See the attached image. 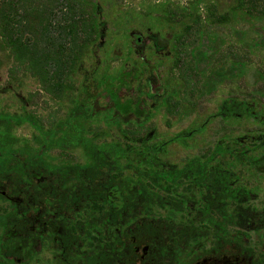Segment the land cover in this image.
I'll use <instances>...</instances> for the list:
<instances>
[{
    "label": "trees",
    "instance_id": "obj_1",
    "mask_svg": "<svg viewBox=\"0 0 264 264\" xmlns=\"http://www.w3.org/2000/svg\"><path fill=\"white\" fill-rule=\"evenodd\" d=\"M202 1L178 10L152 7L145 15L151 17V28L168 22L174 40L184 44L194 25L205 21ZM223 1L208 5L211 23H225L237 12L264 21V0H228L226 7ZM152 9L160 14L154 16ZM99 12L94 0H0V82L4 67L10 80L0 93L16 96L23 77L32 76L66 107L49 124L29 110L25 97L19 109L0 107V264H26L24 259L18 262L22 257L17 246L30 242L36 247L37 235L51 238L64 256L77 247L87 254L83 264H130V235L145 234L152 238L148 258L158 261L181 245L205 248L208 227L221 225L211 216L229 215L230 225L241 226L235 218L242 206L249 208L242 200L251 191L241 183L238 169L264 164L261 99L230 95L195 126L162 139L150 120L161 107L177 112L179 85L152 103L156 95L143 76L149 63L139 55L131 58L134 47L128 45L124 59L142 74L128 109L119 112L125 103L118 93L103 110L81 102L72 79L92 59L102 34ZM115 20L133 22L123 16ZM153 41L151 48L161 46ZM176 65L177 59L170 71ZM94 74L100 94H111L106 85L122 78L103 63ZM243 119L254 126L238 135L231 124ZM216 120L231 126L214 142L207 141L200 154L183 165L164 160L169 144L189 145ZM25 123L33 130L30 137H15L13 130ZM115 193L122 197L121 205Z\"/></svg>",
    "mask_w": 264,
    "mask_h": 264
},
{
    "label": "rangeland",
    "instance_id": "obj_2",
    "mask_svg": "<svg viewBox=\"0 0 264 264\" xmlns=\"http://www.w3.org/2000/svg\"><path fill=\"white\" fill-rule=\"evenodd\" d=\"M94 1L100 6L102 34L94 45L91 61L84 66L81 73L73 75L72 83L79 89L81 102H91L97 110H103L111 102L114 93H118L120 102L125 103L119 112L128 109V100H134L133 90L142 78L141 72L134 63L124 59L128 45H133L131 58L139 55L149 63V70L143 76L151 83L153 95H156V98L153 97L151 100L152 103L158 104L159 101L161 102L162 94L172 92L175 83L179 85L177 97L181 102L177 112L169 113L166 108L161 107L150 120V123L157 127L162 139H168L195 126L197 122H201L215 112L223 99L230 95H237L239 98L257 96L264 106V21L237 12L225 23H211L206 18L208 5L215 4L218 0H204L200 2L199 8L205 21L201 25H194V29L184 39V44H181L179 40H174L168 22L162 21L151 28V17L146 16L145 13L152 7L165 6L168 11L191 7L195 0ZM223 2L226 3L223 7H226L228 0ZM152 12L154 16L160 14L153 9ZM118 16H123L124 20L129 17L133 22L129 25L125 22L118 23L115 20ZM124 36H128L126 40L123 39ZM138 37L140 42L137 41ZM153 40H157V45L161 46L151 48ZM175 59L178 60V65L170 71V65ZM100 63L109 65L110 72H118V76L122 77L106 85L111 91L109 95L106 92L100 94L97 86L94 70ZM18 75L21 76L22 73L19 72ZM9 81L7 68L4 67L0 82L1 92H6L4 87ZM20 85L22 87L15 89L14 97L0 93V107L19 109V100L25 97L29 110L40 116L46 124L57 120L64 113L66 107L63 102L42 90L38 81L32 76H24ZM231 125H234L236 134L241 135L252 129L254 123L243 119L242 123L236 122ZM231 125L230 123L225 125L217 120L209 122L203 134L199 135L197 140L192 139L189 145L179 141L169 144V150L163 156L164 160L183 165L187 158L200 154L206 147L207 141L214 142ZM32 131L31 126L25 123L15 128L13 133L17 138H29ZM76 153L80 156L82 150L77 149ZM238 170L241 173V183L252 193L250 200L252 205L259 207L264 200V164L259 168L243 166ZM115 198L119 205L123 203L119 193H115ZM245 209H241L240 212L253 214L252 209ZM141 219L139 218L132 225L134 229L140 226ZM220 222L222 223L223 220ZM224 224L227 223L223 222ZM242 226V230H246L247 225L244 222ZM245 233L250 237V244L260 238L258 232L247 230ZM37 236L36 247L33 248L30 242H23L17 246L22 257L20 259L22 261L24 259L26 264H83L85 261L87 254L77 247L64 256L54 248L51 238L47 237V240H43L39 235ZM130 240L132 241L130 264H190L199 257L190 253L191 247L181 245L172 255L160 258L158 261L151 260L148 257L143 258V249L146 247L149 249L152 238L145 234L130 235ZM193 246L197 248L196 245Z\"/></svg>",
    "mask_w": 264,
    "mask_h": 264
},
{
    "label": "flooded vegetation",
    "instance_id": "obj_3",
    "mask_svg": "<svg viewBox=\"0 0 264 264\" xmlns=\"http://www.w3.org/2000/svg\"><path fill=\"white\" fill-rule=\"evenodd\" d=\"M251 196L252 193L242 200V204L249 208L245 209L242 206L241 209H252L253 214L239 212V215L235 218L239 221V224L244 222L247 225L246 230H242V225H230L231 217L229 215L211 217L212 221L223 220L229 227H227V224L223 225V222L221 225L213 222L214 224L210 225L205 233L207 235L206 247L200 248L198 243H194L193 245H196L197 248L192 245L193 247L189 250L190 253L199 256L190 264H264V200L259 207H255L249 201ZM247 230L248 232H258L260 238L250 244V237L245 233ZM148 255L146 247L143 249V258L148 257ZM166 257L167 255L164 253L161 255V259Z\"/></svg>",
    "mask_w": 264,
    "mask_h": 264
},
{
    "label": "water",
    "instance_id": "obj_4",
    "mask_svg": "<svg viewBox=\"0 0 264 264\" xmlns=\"http://www.w3.org/2000/svg\"><path fill=\"white\" fill-rule=\"evenodd\" d=\"M18 262H19V263H21V262H22V260H21V259H18Z\"/></svg>",
    "mask_w": 264,
    "mask_h": 264
}]
</instances>
